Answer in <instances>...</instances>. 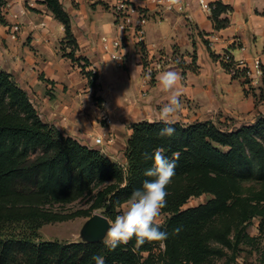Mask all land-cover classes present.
Masks as SVG:
<instances>
[{
  "label": "trees",
  "instance_id": "1",
  "mask_svg": "<svg viewBox=\"0 0 264 264\" xmlns=\"http://www.w3.org/2000/svg\"><path fill=\"white\" fill-rule=\"evenodd\" d=\"M37 3L64 29L62 44L70 51L66 53L64 48L62 56L72 62L82 60L74 57L77 46L60 1ZM6 5V0H0L2 27L8 26ZM210 5L214 28H225L228 20L221 16L231 12L230 8L219 2ZM192 57L193 65L195 54ZM82 61L84 71L87 62ZM230 66L225 64L227 71ZM261 69L260 97L264 94V67ZM241 75L238 72L237 76ZM86 77L91 84L96 79L90 72ZM246 84L241 82L248 95ZM166 126L162 121L131 124L124 152L126 166L121 167L42 122L27 92L11 74L0 71V264H94V255H102L105 264H205L221 258L234 261L240 241L249 239L245 231L250 220L259 213L256 206L239 196L237 181L264 182V115L252 125L232 130L211 122H176L171 125L176 129L173 137L159 134ZM158 147L164 149L170 161L178 154L175 175L166 187L167 205L161 211L167 215L160 225V230L168 233L166 250L158 254L154 251L159 242H146L134 249L135 238L114 251L104 243L37 242L38 229L49 221L30 207L15 205L16 201L33 198L60 201L90 186L111 183L97 194L93 208L101 209L105 218L114 221L116 209L133 191L141 189L145 180L154 179L144 175L153 162L145 160L143 154H151ZM36 149L43 152L42 156L27 164L30 152ZM21 187L33 190L25 193L19 190ZM205 194L212 198L197 207L182 209L189 199ZM19 225L21 232L17 230ZM177 227L181 229L178 234L174 231Z\"/></svg>",
  "mask_w": 264,
  "mask_h": 264
},
{
  "label": "crops",
  "instance_id": "2",
  "mask_svg": "<svg viewBox=\"0 0 264 264\" xmlns=\"http://www.w3.org/2000/svg\"><path fill=\"white\" fill-rule=\"evenodd\" d=\"M36 1L11 0L6 5L4 13L8 26H0V70L11 73L16 80H26L20 87L36 97L39 116L44 123H50L71 139L89 140L90 145H83L88 149L99 151L109 159L124 158V144L122 154L116 155L115 150L121 142L128 141L129 126L159 121L160 109H156L167 102L169 93L159 86L157 76L160 72L153 82L144 77L142 64L149 59L161 58L165 62L162 71L175 70L181 74L178 87L182 92V108L175 123L214 122L221 121L222 117L253 118L254 100L245 95L240 80L233 79L226 70L222 56L228 53L236 60L244 59L249 65L258 59L264 67V0H208L231 10L221 16L228 20V25L218 30L196 0H186L188 7L183 14L157 13L148 7L150 18L144 42L135 45L132 37L125 38L126 64L122 69L110 60L108 49L97 38L99 28L108 30V26L104 23L100 26L104 15L95 20V14L102 5L111 9L114 1L95 0L100 5L94 0H59L70 19L77 46L74 57L87 62V72H95L93 85L101 91L98 95L103 99V110L108 111L101 116H109L111 120L115 146L94 143L104 131L92 125L95 123L94 108L85 102L94 86L86 87V81L79 74L78 64L84 65L82 60L72 62L60 53V48L66 46L62 44V25L54 19L52 23V18L41 13L36 18L30 16L31 11L25 5L45 9L35 4ZM21 23L26 27L16 26ZM15 26L19 31L16 40L6 34H12ZM111 27H114L113 37H119L115 25ZM26 36L30 40L24 42ZM65 50L66 53L70 51Z\"/></svg>",
  "mask_w": 264,
  "mask_h": 264
},
{
  "label": "rangeland",
  "instance_id": "3",
  "mask_svg": "<svg viewBox=\"0 0 264 264\" xmlns=\"http://www.w3.org/2000/svg\"><path fill=\"white\" fill-rule=\"evenodd\" d=\"M9 1L11 0L6 1V3L8 4ZM99 1H95V4H98ZM35 4H39V3H37L36 1ZM99 4L101 5V3ZM101 7L102 8H100V11L95 14V20L97 17H102L104 15L100 26H102L104 23L108 26V30H105V27L99 28L100 32H98L97 38L98 39L100 38V40L104 36L109 37V38L114 36V27L113 28L111 27V25L113 26L114 24L113 11L109 7H107V5H102ZM25 8L29 9V12L31 11L30 9H33L29 7L28 5H25ZM37 8L33 9V10H36V12H33V11L30 12L31 17L36 18V15L38 13H41L45 16L52 18L51 22L53 23L54 18L50 12H48L46 9H42V8L37 9ZM108 9H110V11L104 14V12L108 11ZM42 11H44V13H42ZM4 15L6 19V16H7L6 12L4 13ZM16 26L26 27L23 23L18 24V25L16 24ZM16 26L15 28H17ZM109 30H111L112 32H109ZM18 32H19L18 29H15V31L12 34L8 32L6 34L9 35V37L11 38L12 36H14V39L16 40L17 38H19L17 34ZM28 40L30 39L28 36H26L24 38V42ZM60 49H61L60 53H62L63 48H60ZM157 59L162 61L165 66V62L163 59L161 58H157ZM150 60L153 61L152 59H149V61ZM78 66H79L78 69L79 70L81 69L79 74H81L82 78L86 81V87L91 88V86H94V88H92L88 92L89 98L85 100V102L89 104V107L92 106V108H94L93 110L95 112V123L93 122L92 125L104 130L103 133H101L100 137H98L101 139V142H102L100 145L109 144V146H115L113 142V138H112L111 120L109 116L107 117L101 116V114H106L108 112V111L103 110V105H102L103 99L100 97V95H98L100 94L101 91L96 89V86L91 84V79H88L86 77L87 71L85 69L84 71H82V68H80L83 66V64L81 65L78 64ZM0 71H3V70H0ZM88 72H90L91 74H95L94 71H88ZM14 79L19 86L24 85V83L26 82V80H23V79L22 80L20 79L16 80V78ZM94 81H96V79H94L93 82ZM261 87H262V84L253 89H251L247 85L245 87V89L248 92V96H251V98H253L254 100L255 111L253 114V118L249 117L248 119L244 118L243 120H235L229 117L228 118L222 117L221 121L214 120V122H211V123L218 125L223 130H232V129L239 128L240 126L252 125L260 116L264 115V94H262V97H260L261 90H259ZM27 94L39 116V114H41L39 110V102L37 101L36 97L35 98L33 97L34 95L32 96V94H29V93ZM159 109L160 107L157 108L156 110H159ZM47 125L58 130L55 126L51 125L50 123ZM125 128H127V126ZM95 140H94V143H95ZM74 141L77 142L81 146L87 143L88 145H90L89 140L87 142L86 139L79 138L78 140H74ZM123 144L125 145V149H126L125 142H121L120 147H118L119 149L116 148L115 150L116 155L122 154ZM42 154L43 152L40 149L32 150L28 156L27 164H31L32 162H34L38 157L42 156ZM103 156L105 157V155ZM123 159L125 160V157L122 158V156H118L114 159H109V160L118 166L125 167L126 160L124 163ZM237 182H238L237 185H238L239 196L247 199L251 205L256 206L259 212L254 218L250 220L249 225L247 226V229L245 231V234H247L249 239H243L240 241L239 246H238L237 256L234 261H230L225 258L211 259V260H208L205 264H237L238 260H242L243 264H264V182H257L252 179H242V180H238ZM110 184L111 183H105V184H96L94 186H90L89 189L83 191V193L77 196L66 195V198L62 197L63 199L60 201H55L54 199H45V198L39 197L40 199L33 198V199H28L27 201H16L15 205L17 207H30L39 216H41L40 218H42L44 221L46 220L49 221V222H44L41 225V227L38 229L37 242L78 243V242H82L80 238V231L84 223L95 214L102 215L104 217L103 211L101 209H94L93 205L95 204L97 194L101 192L102 190H104L105 188H107ZM19 190H23L25 193H29V192H32L33 189L21 187L19 188ZM211 198L212 196L208 194H205V195H202L196 198H191L182 207V209L197 207L198 205L204 204L207 200ZM124 204L125 203L121 204L120 207L116 209L117 215L122 214L124 210ZM166 218H167L166 214H161L158 217V220L160 221V225L164 223ZM21 229H22V225H19V229L17 228V230L21 232ZM160 251L162 250H160V248H157L154 252L155 254H158ZM143 257H146V255H144Z\"/></svg>",
  "mask_w": 264,
  "mask_h": 264
},
{
  "label": "clouds",
  "instance_id": "4",
  "mask_svg": "<svg viewBox=\"0 0 264 264\" xmlns=\"http://www.w3.org/2000/svg\"><path fill=\"white\" fill-rule=\"evenodd\" d=\"M174 5H179L180 0H171ZM182 77L175 70H165L159 73L157 80L161 90L169 93L167 102L160 108L158 120L168 125L160 130L162 137H173L176 134L175 117L182 108L179 83ZM145 160H151L153 167L147 169L144 173L146 177L154 179L145 180L141 189L134 190L131 196L124 204L122 214L117 215L113 220L108 221V229L103 243L110 249L115 250L120 245L128 244L135 238L134 249L141 248L146 242H159L160 250H166L164 243L168 238V233L160 230V221L158 217L161 211L167 205L166 197L168 195L166 187L171 183L175 175V157L170 161L164 155L163 148H156L153 153H144ZM180 228L174 229L175 233L180 232ZM94 264H105L102 255L92 257ZM237 264H243L238 260Z\"/></svg>",
  "mask_w": 264,
  "mask_h": 264
},
{
  "label": "built area",
  "instance_id": "5",
  "mask_svg": "<svg viewBox=\"0 0 264 264\" xmlns=\"http://www.w3.org/2000/svg\"><path fill=\"white\" fill-rule=\"evenodd\" d=\"M111 10L114 15V25L119 32V37H102L101 43L108 49L110 60L118 67L123 68L126 64L124 53V42L127 36L132 37L135 45H141L145 38V28L149 22L150 8L157 13H177L183 14L188 7L186 0H180L179 5H174L171 0H113ZM198 7L210 16L212 7L208 0H196ZM143 3V5L137 4ZM150 7V8H148ZM17 29V28H15ZM222 60L230 64L229 74L240 82L247 81V86L251 89L262 84V69L258 59L252 61L251 65L244 59H234L230 54H224ZM143 65L144 77L150 79L156 73L162 71L164 63L159 59L146 60ZM238 72L241 75L237 76ZM237 76V77H236ZM101 139L97 138L95 144L100 145Z\"/></svg>",
  "mask_w": 264,
  "mask_h": 264
},
{
  "label": "water",
  "instance_id": "6",
  "mask_svg": "<svg viewBox=\"0 0 264 264\" xmlns=\"http://www.w3.org/2000/svg\"><path fill=\"white\" fill-rule=\"evenodd\" d=\"M108 219L95 214L82 226L80 238L83 243H101L109 227Z\"/></svg>",
  "mask_w": 264,
  "mask_h": 264
}]
</instances>
